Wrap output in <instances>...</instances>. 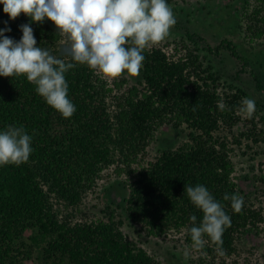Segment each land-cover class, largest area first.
<instances>
[{
  "label": "trees",
  "instance_id": "trees-1",
  "mask_svg": "<svg viewBox=\"0 0 264 264\" xmlns=\"http://www.w3.org/2000/svg\"><path fill=\"white\" fill-rule=\"evenodd\" d=\"M243 13L249 42L262 39L264 0H245ZM24 24L32 27L38 47L69 59L59 55L62 37L50 20L35 23L24 14L11 20L0 4V29H11L5 35L19 42ZM187 37L190 43L177 44L172 52L146 49L138 84L112 101L114 90L98 73L85 65L69 70L68 97L76 111L67 119L47 105L25 76H0V131L8 125L23 126L33 148L26 163L0 166V264H19L32 257L33 250L23 240L28 230L37 231L30 240L42 250L45 264H157L113 218L72 223L56 210L55 200L79 205L113 166L118 176L129 180L124 201L128 219L152 237L179 233L192 246L189 218L195 215L199 225L203 213L191 203L184 186L202 184L224 205L231 217L222 236L225 254L219 255L209 240L202 250L207 255L199 251V264H229L243 238L261 234L264 216L243 196L229 146L228 134L233 135L243 121L239 109L245 94L240 90L222 94L213 67L192 45L198 43L196 36ZM221 48L242 66L248 64L233 42L225 40ZM221 100L224 111L218 107ZM166 125L184 129L187 142L142 165ZM225 193L244 198L241 212L223 200Z\"/></svg>",
  "mask_w": 264,
  "mask_h": 264
},
{
  "label": "clouds",
  "instance_id": "clouds-1",
  "mask_svg": "<svg viewBox=\"0 0 264 264\" xmlns=\"http://www.w3.org/2000/svg\"><path fill=\"white\" fill-rule=\"evenodd\" d=\"M0 4L11 20L21 14L35 23L50 20L64 38L67 61L38 47L29 24L20 26L19 42L5 35L10 28L0 29V76H25L47 105L66 119L76 111L68 97L65 74L69 70L85 65L106 79L118 78L125 72L138 76L145 60L144 51L165 40L176 24L167 0H0ZM217 103L221 111L226 109L222 100ZM255 110L253 99L241 100V113L251 118ZM31 142L32 137L23 126L8 125L0 131V166L26 163L33 152ZM184 192L203 213L199 225L195 215L189 218L193 224L188 230L192 247L207 255L202 250L210 240L223 256L222 236L231 226L224 205L202 184L184 186ZM223 200H230L235 212L242 211L244 198L239 194L225 193ZM187 255L186 252L185 258Z\"/></svg>",
  "mask_w": 264,
  "mask_h": 264
},
{
  "label": "rangeland",
  "instance_id": "rangeland-1",
  "mask_svg": "<svg viewBox=\"0 0 264 264\" xmlns=\"http://www.w3.org/2000/svg\"><path fill=\"white\" fill-rule=\"evenodd\" d=\"M245 0H171L176 24L169 36L152 47H161L169 52L177 44L190 43L187 33L196 36L200 55L207 66H212L219 78V91L233 94L242 91L245 97L255 101L256 110L251 118L241 113L242 122L233 135L228 134L229 146L233 148L231 158L235 166V180L245 199L264 216V37L253 43L247 36V19L244 17ZM62 37L59 55L65 56ZM225 40L233 42L249 62L246 66L221 48ZM211 48V49H209ZM100 75V74H98ZM103 77L102 75H100ZM104 78V77H103ZM106 79V78H104ZM113 88L110 101L126 93L138 84V76L126 72L115 79H106ZM251 121L256 123V128ZM254 134V135H252ZM249 136V138L247 137ZM240 143H237L238 141ZM185 130H176L170 125L162 127L156 140L149 146L142 165H148L161 152L176 149L187 142ZM115 167L105 170L97 187L87 193L77 206L54 201L56 210L72 223H89L111 218L122 225L125 236L146 250L157 264H199L200 252L188 245L183 234L172 233L155 238L139 225L133 224L126 213L125 199L128 198V178L118 176ZM47 190V189H46ZM37 234L28 230L23 238L33 255L19 264H45L42 250L30 240ZM187 252V258L185 253ZM229 264H264V223L260 235L243 238L238 244V253L228 260Z\"/></svg>",
  "mask_w": 264,
  "mask_h": 264
}]
</instances>
